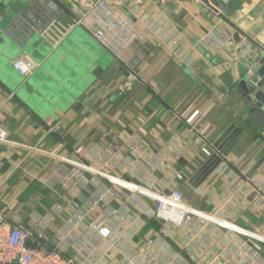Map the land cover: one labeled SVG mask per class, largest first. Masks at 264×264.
Instances as JSON below:
<instances>
[{
  "label": "crops",
  "instance_id": "1",
  "mask_svg": "<svg viewBox=\"0 0 264 264\" xmlns=\"http://www.w3.org/2000/svg\"><path fill=\"white\" fill-rule=\"evenodd\" d=\"M83 2L0 0V128L9 141L0 144V212L33 233L31 244L77 264L118 260L139 220L144 226L133 239L165 243L160 264L171 257L173 264H264V244L237 235L227 246L224 229L199 219L162 235V225L142 213L152 205L147 198H130L89 173L77 177L55 158L87 162L143 189H179L191 207L264 236V199L247 180L264 183V129L246 131L228 153L231 163L201 185L194 180L215 154L212 145L239 124L235 85L264 48V0H223L226 18L201 0L150 4L141 15L130 6L101 9L97 28L140 31L142 48L131 45L123 65L76 24ZM242 34L248 43H240ZM22 56L39 65L29 77L14 68ZM104 219L120 242L106 255L90 227Z\"/></svg>",
  "mask_w": 264,
  "mask_h": 264
},
{
  "label": "built area",
  "instance_id": "2",
  "mask_svg": "<svg viewBox=\"0 0 264 264\" xmlns=\"http://www.w3.org/2000/svg\"><path fill=\"white\" fill-rule=\"evenodd\" d=\"M191 2H199V0H84L85 13L80 20L76 21V24L88 30V33L112 54L115 61L123 65V56L128 52L130 46L139 39L140 31L132 29L124 33L120 31L115 32L116 28L114 26L106 24L97 28L94 25V13L101 9L112 10L113 6H130L133 14L141 15L144 12V8L150 4L164 7L171 3L184 4ZM52 6L54 7L55 5L52 4ZM110 26H112V30L114 31L113 38L109 36V34H112L110 33L112 32L110 31ZM240 39V43H248L246 35H240ZM38 67L37 63L26 56H22L14 62L15 70L23 77L33 75ZM201 141L204 142V139H201ZM8 142V133L0 128V144ZM108 152L112 153L111 150H108ZM55 158L73 168L77 177H82L84 174L89 173L94 177L107 181L109 184L129 191L131 193L130 198H135V195L139 194L147 198L152 205L149 207L143 206L142 209L144 211L142 213L162 225L160 229L162 235L168 237L173 230L183 229L193 219H199L212 223L219 229H224L225 235L222 243L227 246L234 241L237 235L244 236L253 243L264 244V236L259 233L242 229L233 223L191 207L187 204L182 191L179 189H171L165 193H159L150 189H143L139 185L129 181L112 177L87 162L61 159L58 156H55ZM224 160L228 163L233 161H229L227 157ZM247 178L248 182L254 186L255 193L264 199V183L261 181L257 182L255 177ZM114 216H116V212H114ZM106 221V219L102 222L95 221L90 225L92 230L98 235L99 243L102 246L105 245L103 249L100 248L103 255H106L107 251L120 245L117 237H114V233L104 226ZM126 223L130 226V216L126 217ZM143 226V220H139L130 226L132 239H127L124 242V246L119 250L118 260L112 262L106 261L104 264H160L164 259L165 243L162 248H158L157 241L151 239L136 241L133 239L143 229ZM118 232L122 234V231ZM31 237H33V233L24 230L20 226H14L8 221L6 215L0 212V264H77L74 259L65 256L58 250L50 249L44 244H31ZM38 237L41 240L44 238L41 234ZM248 252H250L249 256L257 254V251L252 247L249 248ZM173 260L171 257L165 264H173ZM212 261L215 260L212 259ZM238 264H243V262Z\"/></svg>",
  "mask_w": 264,
  "mask_h": 264
},
{
  "label": "water",
  "instance_id": "3",
  "mask_svg": "<svg viewBox=\"0 0 264 264\" xmlns=\"http://www.w3.org/2000/svg\"><path fill=\"white\" fill-rule=\"evenodd\" d=\"M204 5L226 18L222 12L225 10L223 0H201ZM132 50L138 53L142 48L139 41H135ZM144 59V53L138 55ZM141 63L136 58L129 67L133 70ZM235 90L238 93L239 101L242 103V111L238 114V122L232 123L212 145L215 154L201 168L195 177V185H201L209 175L219 167L228 153L246 137V131L264 129V48L252 56L249 69L245 71L241 79L236 83ZM127 95L123 96L126 98Z\"/></svg>",
  "mask_w": 264,
  "mask_h": 264
},
{
  "label": "rangeland",
  "instance_id": "4",
  "mask_svg": "<svg viewBox=\"0 0 264 264\" xmlns=\"http://www.w3.org/2000/svg\"><path fill=\"white\" fill-rule=\"evenodd\" d=\"M127 11V10H126ZM128 12V11H127ZM19 77V76H18Z\"/></svg>",
  "mask_w": 264,
  "mask_h": 264
}]
</instances>
